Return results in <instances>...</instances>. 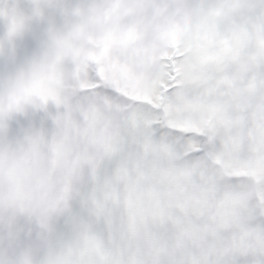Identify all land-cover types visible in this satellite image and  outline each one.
<instances>
[{
    "label": "snow or ice",
    "instance_id": "1",
    "mask_svg": "<svg viewBox=\"0 0 264 264\" xmlns=\"http://www.w3.org/2000/svg\"><path fill=\"white\" fill-rule=\"evenodd\" d=\"M0 264H264V0H0Z\"/></svg>",
    "mask_w": 264,
    "mask_h": 264
}]
</instances>
